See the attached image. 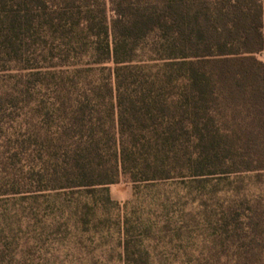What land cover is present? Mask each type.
<instances>
[{
  "label": "trees",
  "instance_id": "16d2710c",
  "mask_svg": "<svg viewBox=\"0 0 264 264\" xmlns=\"http://www.w3.org/2000/svg\"><path fill=\"white\" fill-rule=\"evenodd\" d=\"M262 52L264 0H0V264L36 207L124 177L189 189L184 264H264Z\"/></svg>",
  "mask_w": 264,
  "mask_h": 264
},
{
  "label": "rangeland",
  "instance_id": "374dc122",
  "mask_svg": "<svg viewBox=\"0 0 264 264\" xmlns=\"http://www.w3.org/2000/svg\"><path fill=\"white\" fill-rule=\"evenodd\" d=\"M259 57L264 60V52ZM155 188L151 191L142 185L136 198L134 184L124 177L109 186L110 199L103 192L64 193L47 224L36 207L31 226L18 230L16 238L3 231L6 263L137 264L126 260L125 220L129 217L135 225L130 235L136 245L133 250L143 251L145 264H184L190 256L187 234L173 228L193 207L188 203L189 189L175 182Z\"/></svg>",
  "mask_w": 264,
  "mask_h": 264
}]
</instances>
